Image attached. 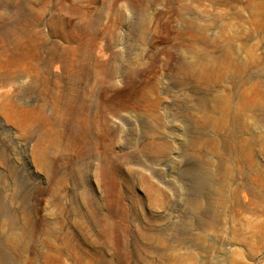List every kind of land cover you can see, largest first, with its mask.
Here are the masks:
<instances>
[{"label":"rangeland","instance_id":"374dc122","mask_svg":"<svg viewBox=\"0 0 264 264\" xmlns=\"http://www.w3.org/2000/svg\"><path fill=\"white\" fill-rule=\"evenodd\" d=\"M0 264H264V0H0Z\"/></svg>","mask_w":264,"mask_h":264}]
</instances>
